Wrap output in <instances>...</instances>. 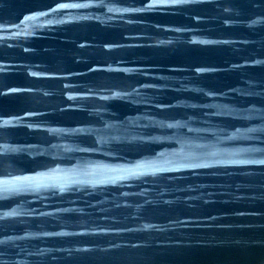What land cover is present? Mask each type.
<instances>
[{
	"label": "water",
	"instance_id": "95a60500",
	"mask_svg": "<svg viewBox=\"0 0 264 264\" xmlns=\"http://www.w3.org/2000/svg\"><path fill=\"white\" fill-rule=\"evenodd\" d=\"M0 264H264V0H0Z\"/></svg>",
	"mask_w": 264,
	"mask_h": 264
}]
</instances>
